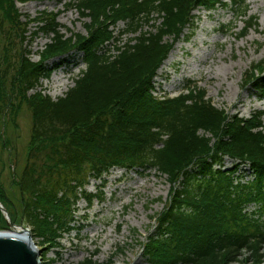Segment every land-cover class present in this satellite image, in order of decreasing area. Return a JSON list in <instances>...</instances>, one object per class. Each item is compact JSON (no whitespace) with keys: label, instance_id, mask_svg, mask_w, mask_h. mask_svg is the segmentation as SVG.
<instances>
[{"label":"trees","instance_id":"1","mask_svg":"<svg viewBox=\"0 0 264 264\" xmlns=\"http://www.w3.org/2000/svg\"><path fill=\"white\" fill-rule=\"evenodd\" d=\"M17 1L27 0H0V121L23 104L31 112L27 162L13 180L42 244L56 245L73 229L80 198L100 200L101 189H84L91 176L113 167L154 169L167 175L170 190L143 244L149 264H230L243 250L261 260L264 111L230 115L195 87L167 99L151 93L158 67L193 28L194 9L239 7L240 37L256 24L245 0H68L87 19L85 34L70 35L60 31L57 13L23 21ZM30 22L51 34L36 61L25 43ZM112 42L114 54L103 50ZM74 51L82 52L84 68L63 96L29 93L51 71L49 59ZM243 84L264 94V60L249 65ZM225 155L239 162L221 169ZM246 161L252 177L242 182L234 173ZM249 203L257 206L252 212L244 211Z\"/></svg>","mask_w":264,"mask_h":264},{"label":"rangeland","instance_id":"2","mask_svg":"<svg viewBox=\"0 0 264 264\" xmlns=\"http://www.w3.org/2000/svg\"><path fill=\"white\" fill-rule=\"evenodd\" d=\"M67 2L27 0L17 1L16 6L23 21L41 12L57 13L62 33L85 34L87 19L81 18L75 7L67 8ZM244 3L246 14L255 16L256 24L240 37L244 19L239 16V7L228 3L210 10L198 7L192 11L196 16L193 28L184 30L167 55L171 56L170 63L160 65V73L157 70L153 77L154 95H173L183 91L184 85L194 84L195 89L205 90L206 98L214 106L230 115L247 118L254 112L264 111V94L243 84L249 65L264 60V0H245ZM159 21L157 19L156 23ZM36 25V22L28 25L25 42L33 61L38 59L51 37ZM122 27L123 23L119 22L114 32L116 37ZM124 41L125 37H120V42ZM112 45L108 43L103 50L114 54ZM81 57L82 52L75 51L49 59L46 65L51 71L40 77L29 93L38 90L53 99L63 96L84 68ZM55 78L64 81L66 88L55 87ZM31 124V112L24 104L17 115H5L0 121V192L6 197L0 196V202L8 210L5 214L0 209V231L9 230V221L27 227L30 239L40 250L41 264H149L143 244L154 232L155 215L167 202L170 190L167 175L154 169L113 167L101 178L91 176L84 189L92 193L101 189L100 200L94 199L88 205L80 198L74 208L73 229L64 233L56 245L42 244V238L34 234L24 218L22 200L13 180L27 162ZM3 140L8 142L7 146L2 144ZM233 162L225 155L222 168L229 169ZM248 170V166L242 165L235 174L242 171L241 179L246 180L252 177ZM252 208L250 205L246 209ZM260 253L261 260H257L258 256H250V251L243 250L230 264H263L264 244Z\"/></svg>","mask_w":264,"mask_h":264},{"label":"water","instance_id":"3","mask_svg":"<svg viewBox=\"0 0 264 264\" xmlns=\"http://www.w3.org/2000/svg\"><path fill=\"white\" fill-rule=\"evenodd\" d=\"M0 209L7 214V210L0 203ZM10 228L19 226L26 233V238L14 235L9 232L0 233V264H40L39 253L34 244L30 241V231L27 227L17 225L12 221L8 222Z\"/></svg>","mask_w":264,"mask_h":264},{"label":"bare ground","instance_id":"4","mask_svg":"<svg viewBox=\"0 0 264 264\" xmlns=\"http://www.w3.org/2000/svg\"><path fill=\"white\" fill-rule=\"evenodd\" d=\"M172 57H173V55H172ZM170 61H171V56H170V57H167V58L164 60V62H163V64H162L161 67H163V66L166 65V64H169ZM161 67L158 69L159 73H160V71H161ZM55 87L66 88V83H65L64 81H60V82H59L58 79L55 78ZM2 232H4V231H0V233H2ZM7 232H9V233H11V234H14V235H19V236L24 237V238L27 237V236H26V233L23 231V229H20L19 226L15 227V228L12 229V230L9 229ZM30 241H31V243L33 244V241H32L31 239H30ZM39 263L41 264L40 259H39ZM115 264H122V263H115ZM263 264H264V263H263Z\"/></svg>","mask_w":264,"mask_h":264}]
</instances>
